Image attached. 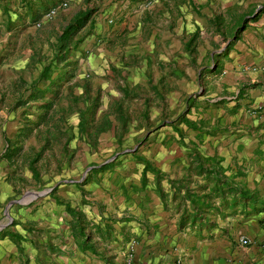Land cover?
<instances>
[{"label":"crops","instance_id":"1","mask_svg":"<svg viewBox=\"0 0 264 264\" xmlns=\"http://www.w3.org/2000/svg\"><path fill=\"white\" fill-rule=\"evenodd\" d=\"M144 1L101 0V12L93 16L92 28L96 35H126L132 51L140 53L159 52L167 46L165 54L156 53L164 62L146 59L132 76L149 85L148 120L162 121L167 116L163 120L169 122V129L151 133L156 148L150 156H136L141 158L136 165L140 173L131 182L100 187L95 176L90 185L67 198L83 217L74 228L70 224L75 221L54 202L29 204L28 221L35 235L26 240L28 251H18L15 257V239L1 236L2 231L6 233L2 229L0 264H125L129 255L131 264L263 261L259 245L239 243L241 237L263 239L264 230L254 216L245 218L239 205L223 207L219 199H213L209 204L220 207L221 213L209 214L211 207L198 205L203 213L193 218L185 193L177 191L171 181L188 175L189 186L210 187L187 154L195 148L222 157L223 167L240 168L244 175L235 182L245 183L264 199V0H150L143 8ZM181 33L179 40L176 36ZM178 47L187 55L183 72L173 54ZM162 65L167 67L164 72L159 70ZM142 68L145 74L141 75ZM163 80L184 83L183 88H172L167 112L161 108L164 95L158 83ZM180 89L194 91L182 109ZM144 113L142 107L141 116ZM182 113L197 129L173 124ZM175 129L183 132L187 142L179 139ZM142 160L159 170L158 182L149 171L141 176ZM204 186L196 191L197 196L207 192ZM184 208L190 214L180 224ZM11 211L15 222V206ZM248 223L251 230L246 232ZM78 225L90 234L85 241L78 236ZM38 230L40 235H36Z\"/></svg>","mask_w":264,"mask_h":264},{"label":"rangeland","instance_id":"2","mask_svg":"<svg viewBox=\"0 0 264 264\" xmlns=\"http://www.w3.org/2000/svg\"><path fill=\"white\" fill-rule=\"evenodd\" d=\"M61 1L65 7L42 18L44 11ZM149 1L142 7L147 8ZM79 10H90L91 17L74 36L79 41L70 49L72 56L50 64L48 78L41 77L43 67L62 53L57 37ZM100 12L101 0H53V5L47 0H0V230H6L0 235L20 236L22 240L15 239V257L18 251H28L26 240L35 235L28 221L29 204L53 203V197L69 201L95 176L100 187L128 184L140 173L136 156H150L156 148L152 134L169 129V122L163 120L167 116L162 121L148 120L149 85L132 76L146 59L156 62V53L169 49L165 45L159 52L140 53L132 51L122 33L96 35L92 21ZM176 37L182 40L183 34ZM173 54L183 72L187 55L181 47ZM159 61L164 62L163 57ZM158 84L164 95L161 108L167 112L172 88H183L184 83L163 80ZM193 92L180 91L181 109ZM142 107L146 113L141 116ZM242 214L254 216L260 224L264 211ZM249 224L246 232L251 230ZM259 226L264 230V224ZM41 233L38 230L36 235ZM247 241L264 246V237L254 235Z\"/></svg>","mask_w":264,"mask_h":264},{"label":"trees","instance_id":"3","mask_svg":"<svg viewBox=\"0 0 264 264\" xmlns=\"http://www.w3.org/2000/svg\"><path fill=\"white\" fill-rule=\"evenodd\" d=\"M49 3H52L53 0H47ZM47 9V8H45ZM259 12V9L255 12ZM90 10H79L76 12L73 16V19L68 22L65 26H63L60 34L57 37V44L58 48L62 50V53L60 55H55L51 61L43 67L41 70L40 76L44 78H48V72H49V65L53 64L55 61H65L67 59V56L70 53V49H74L77 46V42L79 40H75L74 36L81 30V28L89 21L90 17ZM34 15L32 14V18ZM80 39V38H78ZM58 49V50H59ZM72 63V62H67ZM49 85H46L48 87ZM49 91V90H45ZM173 124L183 123L187 128L190 129H197L195 124L187 121L185 118H183V113L178 115L173 121ZM177 132V136L179 139H182V141L187 142L186 138H182V133L178 129H175ZM186 140V141H185ZM190 155L193 160H195V171L196 173H203V179L204 182H207L210 187L204 186V184H194L193 187L189 186L190 179L187 178L188 175H183L181 178L172 180V184H174L175 189L177 191L183 190L185 193L184 195L189 201V206L192 205V216L193 218L199 214L203 213V209L199 208V206L207 205V207H211V211L208 212L209 214H219L221 213V208L219 207H212L211 204H209V201L219 199L220 204L223 207H234L235 205L240 206V212L244 213H257L259 211H264V199H261L255 189H251L247 187L245 183H236V179L239 177H242L244 174L240 168H236L234 171L230 170L228 167H223L221 165L222 157L217 156L215 153H205L196 150L195 148L193 151H189L187 153ZM138 161H141V158H137ZM141 164V176L144 175L146 171H149L152 173L156 178L158 182L159 170L156 169L151 163L146 162L145 160H142ZM228 171V174L226 173ZM33 175L36 176V172L33 171ZM204 186L208 187V190L206 193L197 196L196 191L198 189H202ZM191 187V188H190ZM190 193V194H189ZM191 195V196H190ZM191 198H188V197ZM54 205L59 207L60 209L67 212L70 217L75 222H71V226L73 225V228L81 218V214L76 211L73 207L70 206V204L67 201H62L58 197H53ZM205 200H207L205 202ZM206 203V204H204ZM205 207V206H204ZM234 211V210H233ZM232 212V211H230ZM190 214L189 210L187 208H184L180 214V224H182L183 218H187ZM259 225L263 226L264 224V215L258 219ZM77 222V223H76ZM73 223V224H72ZM85 227H82L78 225V236H82L84 241L87 237H90L89 232H84ZM1 232V230H0ZM9 236H11L13 239H20V236L18 234H12L9 233ZM87 243V242H86Z\"/></svg>","mask_w":264,"mask_h":264},{"label":"built area","instance_id":"4","mask_svg":"<svg viewBox=\"0 0 264 264\" xmlns=\"http://www.w3.org/2000/svg\"><path fill=\"white\" fill-rule=\"evenodd\" d=\"M65 6H66V2L65 1H61L57 5L48 8L46 11H44L41 14V16L44 19L50 18L58 9H60L62 7H65ZM239 243L241 245H245L247 243V240L245 238L241 237V238H239ZM260 251H261V254H262L263 261L259 262L258 264H264V246L261 247ZM130 261H131V256L129 255V256H127V258H126L124 263L125 264H131Z\"/></svg>","mask_w":264,"mask_h":264},{"label":"water","instance_id":"5","mask_svg":"<svg viewBox=\"0 0 264 264\" xmlns=\"http://www.w3.org/2000/svg\"><path fill=\"white\" fill-rule=\"evenodd\" d=\"M15 202V201H14ZM17 203H21V202H19V201H16ZM3 225H1L0 227H2Z\"/></svg>","mask_w":264,"mask_h":264}]
</instances>
